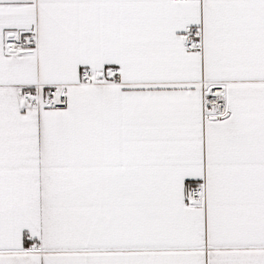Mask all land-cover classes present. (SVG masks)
Returning <instances> with one entry per match:
<instances>
[{
	"label": "snow or ice",
	"instance_id": "1",
	"mask_svg": "<svg viewBox=\"0 0 264 264\" xmlns=\"http://www.w3.org/2000/svg\"><path fill=\"white\" fill-rule=\"evenodd\" d=\"M0 264H264V0H0Z\"/></svg>",
	"mask_w": 264,
	"mask_h": 264
}]
</instances>
